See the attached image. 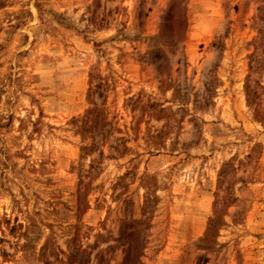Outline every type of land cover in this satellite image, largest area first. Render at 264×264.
I'll return each instance as SVG.
<instances>
[{"label":"rangeland","instance_id":"374dc122","mask_svg":"<svg viewBox=\"0 0 264 264\" xmlns=\"http://www.w3.org/2000/svg\"><path fill=\"white\" fill-rule=\"evenodd\" d=\"M0 264H264V0H0Z\"/></svg>","mask_w":264,"mask_h":264}]
</instances>
